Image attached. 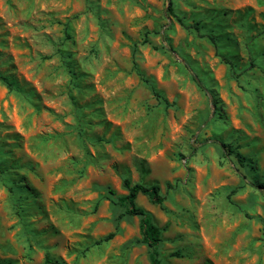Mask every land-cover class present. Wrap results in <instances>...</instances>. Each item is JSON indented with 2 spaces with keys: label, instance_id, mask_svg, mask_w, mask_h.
I'll return each mask as SVG.
<instances>
[{
  "label": "rangeland",
  "instance_id": "rangeland-1",
  "mask_svg": "<svg viewBox=\"0 0 264 264\" xmlns=\"http://www.w3.org/2000/svg\"><path fill=\"white\" fill-rule=\"evenodd\" d=\"M172 1L0 0V261L149 264L128 177L161 264H264V0Z\"/></svg>",
  "mask_w": 264,
  "mask_h": 264
},
{
  "label": "trees",
  "instance_id": "trees-1",
  "mask_svg": "<svg viewBox=\"0 0 264 264\" xmlns=\"http://www.w3.org/2000/svg\"><path fill=\"white\" fill-rule=\"evenodd\" d=\"M168 2V11L171 15L177 17L173 1L167 0ZM220 15L226 16L227 13L225 11H221ZM216 17H213V19ZM181 25L185 27H190L185 24V22L182 20V18L177 17L176 18ZM216 28L218 27V22L215 21ZM198 23L194 22L192 27L196 30V32H199L200 29L198 27ZM203 36H206L214 45L216 55L221 59L222 62L228 64L230 68L234 66L233 61L228 58L225 54L221 52V46L217 42L216 37L213 35V33L210 31H206L203 33ZM144 42H148L147 36L144 35L143 38ZM195 81L200 85V80L194 76ZM144 81L147 82V80L144 79ZM151 90L153 94L159 99V101L163 102L166 105H170L167 100L157 91L153 86H151ZM221 148L225 153H232L233 147L224 142H220ZM260 185H262L260 183ZM11 190H19V187H25V185L22 183V180L16 181V183L9 182L8 186ZM122 187L126 190L125 194L117 195L113 189L110 187L107 188V192L109 193V197L113 204H115L117 207L121 208L120 217L128 215V216H137L138 217V226L140 231V239L136 240L138 243H143L147 246L148 251V260L149 264H161V258L159 255V246L162 241V229L155 224L153 221L152 215L143 209L142 207L138 206L136 204V197L138 194L145 195L149 201L152 204L159 205L163 207V202L166 199L165 195L161 191V187L158 183L152 182V183H142L139 181L132 182L130 178L124 177L122 179ZM167 189H171L172 185L167 183L166 184ZM234 192V190H232ZM114 232H109L105 236L97 239L94 244H100L102 242H106L110 240L114 236ZM171 256H180V253L178 251H175L171 254ZM0 264H9L8 261L2 262L0 261ZM42 264H66L61 259L55 258L49 254H45Z\"/></svg>",
  "mask_w": 264,
  "mask_h": 264
}]
</instances>
